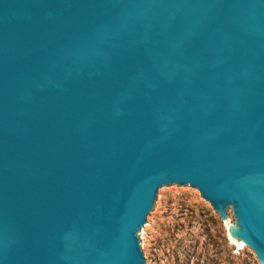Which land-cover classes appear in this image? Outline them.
<instances>
[{
	"label": "water",
	"instance_id": "obj_1",
	"mask_svg": "<svg viewBox=\"0 0 264 264\" xmlns=\"http://www.w3.org/2000/svg\"><path fill=\"white\" fill-rule=\"evenodd\" d=\"M171 185L264 264V0H0V264H146Z\"/></svg>",
	"mask_w": 264,
	"mask_h": 264
},
{
	"label": "rangeland",
	"instance_id": "obj_2",
	"mask_svg": "<svg viewBox=\"0 0 264 264\" xmlns=\"http://www.w3.org/2000/svg\"><path fill=\"white\" fill-rule=\"evenodd\" d=\"M140 240L146 264H260L250 248L230 241L225 223L190 186L160 188Z\"/></svg>",
	"mask_w": 264,
	"mask_h": 264
},
{
	"label": "bare ground",
	"instance_id": "obj_3",
	"mask_svg": "<svg viewBox=\"0 0 264 264\" xmlns=\"http://www.w3.org/2000/svg\"><path fill=\"white\" fill-rule=\"evenodd\" d=\"M240 247V246H239Z\"/></svg>",
	"mask_w": 264,
	"mask_h": 264
}]
</instances>
